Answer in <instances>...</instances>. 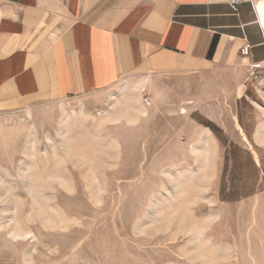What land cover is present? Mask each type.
Listing matches in <instances>:
<instances>
[{
  "label": "rangeland",
  "instance_id": "rangeland-1",
  "mask_svg": "<svg viewBox=\"0 0 264 264\" xmlns=\"http://www.w3.org/2000/svg\"><path fill=\"white\" fill-rule=\"evenodd\" d=\"M136 79L0 111V264H264V62Z\"/></svg>",
  "mask_w": 264,
  "mask_h": 264
},
{
  "label": "crops",
  "instance_id": "crops-1",
  "mask_svg": "<svg viewBox=\"0 0 264 264\" xmlns=\"http://www.w3.org/2000/svg\"><path fill=\"white\" fill-rule=\"evenodd\" d=\"M230 1L0 0V111L88 103L129 75L263 63L254 0Z\"/></svg>",
  "mask_w": 264,
  "mask_h": 264
},
{
  "label": "bare ground",
  "instance_id": "bare-ground-1",
  "mask_svg": "<svg viewBox=\"0 0 264 264\" xmlns=\"http://www.w3.org/2000/svg\"><path fill=\"white\" fill-rule=\"evenodd\" d=\"M255 6L260 14V18L261 20L263 21L264 23V0H256L255 1ZM148 82V78L147 77H144L143 75L140 76L139 78H137L133 84V87H135V90H136V95H134V98H133V102H132V106L133 108L139 110L142 114H146L147 113V108L145 105H143L140 101V92H141V88H144V85ZM139 107H138V105ZM141 105V106H140ZM182 111L185 112L184 108H182ZM120 112V111H119ZM124 113V112H123ZM118 114V112L116 113ZM112 116V117H111ZM110 116V120L112 121H120L124 116L122 114H118V115H111ZM137 120V117H136V114L135 116L134 115H131L127 118V121L130 123V122H135ZM238 126V130L241 134V136L243 137L244 140L248 141L247 139V135L244 131V129L242 128V126L240 124L237 125ZM203 136V135H202ZM259 136V135H258ZM206 138V137H205ZM260 138V137H259ZM204 139V138H203ZM201 140V139H200ZM258 140V139H257ZM260 140V139H259ZM205 141V139H204ZM261 142L264 141V139H261L260 140ZM263 143V142H262ZM195 147V146H194ZM255 157H256V160L257 162H259V159H258V156L257 154L255 153ZM0 227H3L1 226L0 224ZM11 234L13 235V237L15 238H18L20 236H22L23 234H21L19 231H11Z\"/></svg>",
  "mask_w": 264,
  "mask_h": 264
},
{
  "label": "built area",
  "instance_id": "built-area-1",
  "mask_svg": "<svg viewBox=\"0 0 264 264\" xmlns=\"http://www.w3.org/2000/svg\"><path fill=\"white\" fill-rule=\"evenodd\" d=\"M241 0H231V5L233 7H236L238 5V3H240ZM251 49H252V46L248 43V44H245L243 47H242V54L244 56H249L251 54ZM262 63H253L251 64V67L252 68H257V67H260Z\"/></svg>",
  "mask_w": 264,
  "mask_h": 264
}]
</instances>
